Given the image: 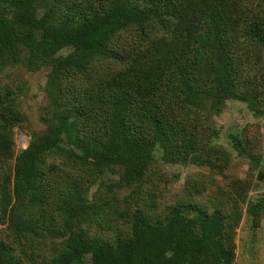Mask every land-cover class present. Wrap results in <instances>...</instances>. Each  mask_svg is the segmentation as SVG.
<instances>
[{
    "label": "trees",
    "instance_id": "16d2710c",
    "mask_svg": "<svg viewBox=\"0 0 264 264\" xmlns=\"http://www.w3.org/2000/svg\"><path fill=\"white\" fill-rule=\"evenodd\" d=\"M4 1L12 14H0L1 63L25 53L32 66L49 62L54 82L82 78L95 59L126 63L119 80L64 99L45 133L16 156L17 207L2 198L0 221L17 236L41 230L35 213L49 201L41 155L62 149L67 160L90 162L101 172L119 169L123 183L139 182L156 149L174 160L193 147V140L183 137L186 111L204 107L219 114L236 94L239 66L263 58L264 11L249 8L248 0H98L85 4L90 8L78 16L58 15L55 4L41 11L39 0ZM146 27L156 32L146 48L123 53L113 47L120 33H142ZM6 109L15 118L10 104ZM13 126L6 119L1 129ZM74 200L64 202L70 219L65 247L42 264H231L233 259L218 209H197L189 217L175 206L162 222L135 213L131 238L113 245L72 229L86 210L81 191ZM0 264L25 261L0 241Z\"/></svg>",
    "mask_w": 264,
    "mask_h": 264
},
{
    "label": "rangeland",
    "instance_id": "374dc122",
    "mask_svg": "<svg viewBox=\"0 0 264 264\" xmlns=\"http://www.w3.org/2000/svg\"><path fill=\"white\" fill-rule=\"evenodd\" d=\"M91 1L99 2L39 0L38 4L41 11L55 4L58 15L78 16L90 8L85 4ZM246 2L249 8L264 11V0ZM0 14H12L4 0H0ZM155 33L149 27L142 33L129 29L115 37L113 47L123 53L139 45L146 48ZM95 60L82 78L55 82L49 77V62L32 66L25 53L8 63L0 62V200L12 199V209L17 207L13 201L16 156L45 133L64 99L81 97L84 90H98L111 79L119 80L126 67L113 59ZM239 75L235 96L225 101L219 114L204 107L186 111L183 137L193 140L189 153L168 160L156 149L155 161L139 182L123 183L119 169L101 172L90 162L67 160L62 149L41 155L49 196L43 209L35 213L41 230L28 237L17 236L0 221V241L25 264L53 259L63 251L69 235L64 202L72 204L79 190L86 210L80 225L72 229H82L88 238L113 245L130 239L135 213L150 222H162L175 206L189 217L197 209L208 213L218 209L224 215L225 245L233 253L231 264H264V52L260 62L242 63ZM6 104L13 108L15 118H10ZM6 119L14 125L12 130L1 129ZM90 125L83 129L89 131ZM259 173L262 180L257 179Z\"/></svg>",
    "mask_w": 264,
    "mask_h": 264
},
{
    "label": "water",
    "instance_id": "95a60500",
    "mask_svg": "<svg viewBox=\"0 0 264 264\" xmlns=\"http://www.w3.org/2000/svg\"><path fill=\"white\" fill-rule=\"evenodd\" d=\"M257 179H258V180H262V179H263V175H262V173H259Z\"/></svg>",
    "mask_w": 264,
    "mask_h": 264
}]
</instances>
